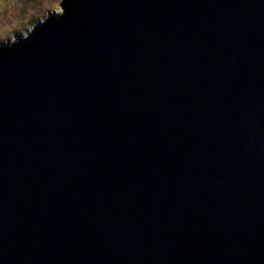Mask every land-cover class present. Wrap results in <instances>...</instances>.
<instances>
[{"label":"water","instance_id":"water-1","mask_svg":"<svg viewBox=\"0 0 264 264\" xmlns=\"http://www.w3.org/2000/svg\"><path fill=\"white\" fill-rule=\"evenodd\" d=\"M0 43V264H264V0H63Z\"/></svg>","mask_w":264,"mask_h":264},{"label":"rangeland","instance_id":"rangeland-1","mask_svg":"<svg viewBox=\"0 0 264 264\" xmlns=\"http://www.w3.org/2000/svg\"><path fill=\"white\" fill-rule=\"evenodd\" d=\"M63 0H0V43L23 37L50 14L62 12Z\"/></svg>","mask_w":264,"mask_h":264}]
</instances>
